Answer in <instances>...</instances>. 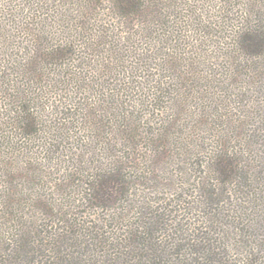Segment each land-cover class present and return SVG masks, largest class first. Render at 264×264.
Segmentation results:
<instances>
[{
    "label": "trees",
    "instance_id": "1",
    "mask_svg": "<svg viewBox=\"0 0 264 264\" xmlns=\"http://www.w3.org/2000/svg\"><path fill=\"white\" fill-rule=\"evenodd\" d=\"M0 264H264V0H0Z\"/></svg>",
    "mask_w": 264,
    "mask_h": 264
},
{
    "label": "rangeland",
    "instance_id": "2",
    "mask_svg": "<svg viewBox=\"0 0 264 264\" xmlns=\"http://www.w3.org/2000/svg\"><path fill=\"white\" fill-rule=\"evenodd\" d=\"M77 8V7H76Z\"/></svg>",
    "mask_w": 264,
    "mask_h": 264
}]
</instances>
